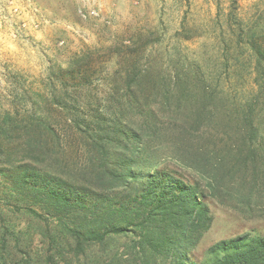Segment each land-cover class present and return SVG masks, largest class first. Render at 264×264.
Instances as JSON below:
<instances>
[{
	"label": "trees",
	"instance_id": "1",
	"mask_svg": "<svg viewBox=\"0 0 264 264\" xmlns=\"http://www.w3.org/2000/svg\"><path fill=\"white\" fill-rule=\"evenodd\" d=\"M234 12L233 5L229 19ZM234 25L258 71L264 58L255 37L259 24L246 32ZM179 69L150 81L144 68L133 67L109 111L56 108L64 116L61 127L36 113L0 119V177L21 208L51 221L45 256L11 257L12 241L3 238L0 264H72L91 251L98 252L97 264H118L125 256L135 263L137 254L143 264H264V233L256 231L220 240L203 258H191L196 238L212 224L205 200L245 217L264 212V128L254 105L258 96L220 107L187 64ZM68 75L86 79L79 66ZM254 85L264 99L258 80ZM142 86L152 91L145 94ZM161 138L169 140L171 156L205 182V191L160 166L152 145ZM13 233L18 249L22 232ZM120 241L128 252L119 257Z\"/></svg>",
	"mask_w": 264,
	"mask_h": 264
},
{
	"label": "rangeland",
	"instance_id": "2",
	"mask_svg": "<svg viewBox=\"0 0 264 264\" xmlns=\"http://www.w3.org/2000/svg\"><path fill=\"white\" fill-rule=\"evenodd\" d=\"M235 1L0 0V119L19 120L36 113L48 115L55 127H61L64 116L56 108L109 111L110 104L121 99L131 68L135 72L144 68L146 80L158 81L168 79L185 63L189 73L217 97L215 104L220 107H238L258 96L254 105L261 109L264 128V99L254 85L258 80L264 90V58L257 71L234 25L241 24L246 32L258 23L255 37L264 45V0ZM233 5L234 17L229 19ZM77 63L86 79L69 78ZM142 89L145 94L152 91L147 86ZM225 98L229 101L223 103ZM141 105L158 107L150 101ZM168 143L161 138L152 145L160 166L177 171L188 184L199 183L205 191V182L171 156ZM205 201L212 224L196 238L191 258H203L220 240L250 231L264 233L263 211L245 217L229 206ZM22 206L0 177V245L3 238L12 241L11 257L30 251L43 257L51 221L35 218ZM19 230L16 249L17 235L12 232ZM124 244L116 242L119 257L128 252ZM97 253L88 252L72 264H97ZM139 258L137 254L138 261L132 263L125 256L118 264H143Z\"/></svg>",
	"mask_w": 264,
	"mask_h": 264
}]
</instances>
